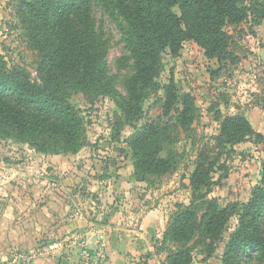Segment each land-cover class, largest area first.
<instances>
[{"label": "trees", "instance_id": "16d2710c", "mask_svg": "<svg viewBox=\"0 0 264 264\" xmlns=\"http://www.w3.org/2000/svg\"><path fill=\"white\" fill-rule=\"evenodd\" d=\"M95 8L115 23L133 61L126 97L112 87ZM17 14L34 52L36 77L26 67L0 61V140L15 138L54 154L77 153L84 123L73 98L83 95L94 102L110 96L133 129L128 139L133 176L143 182L178 171L183 154L177 147L182 138L194 137L193 125L202 116L195 97L182 94L174 76L161 83L163 56L176 58L193 41L208 59L237 64L233 33L245 23L264 22V0H18ZM152 99L154 117L145 110ZM216 122L220 130L213 141L194 147L190 202L175 205L157 249V254L167 253L165 264H193L199 246L211 258L234 218L238 225L225 243L222 264H264V159L261 183L248 202L222 207L209 198L228 177L236 147L251 142L264 152V135L244 113L217 111Z\"/></svg>", "mask_w": 264, "mask_h": 264}, {"label": "rangeland", "instance_id": "374dc122", "mask_svg": "<svg viewBox=\"0 0 264 264\" xmlns=\"http://www.w3.org/2000/svg\"><path fill=\"white\" fill-rule=\"evenodd\" d=\"M17 1L0 0V61L9 67H26L36 77L35 56L24 39ZM93 17L105 40L112 87L118 95L126 97L127 80L134 73L133 61L115 23L100 9L93 10ZM228 30L232 33L234 28ZM233 37L239 47L237 64L208 59L193 41L184 44L178 57L163 56L165 70L161 83L174 76L180 92L191 93L202 111L200 120L193 125L194 137L184 136L177 147L183 154L182 164L171 176L150 177L143 182L135 179L128 145L133 129L126 125L123 113L110 96H101L94 102L83 95L73 98L84 123L83 147L77 153L54 154L15 138L0 140V181L4 188L0 193V219H11V226L17 230L10 254L24 255L28 261L36 253L54 251L64 244L77 248L74 241L65 239L80 227L98 230L108 225L121 227L127 222L129 229L139 232L141 217L156 210L158 227L153 231L152 246L157 262L165 264L167 253L157 254V249L175 205L190 202V176L197 155L194 147L213 141L219 134L216 112L244 113L255 130L264 135V22L259 26L245 23ZM152 103L153 99L147 102L145 110L154 117L155 109L150 110ZM263 159L261 145L251 142L238 145L228 162V177L213 187L209 198L222 207L248 202L261 183ZM49 189L61 191L53 202L49 200L52 205L47 200ZM65 207L71 208L68 213ZM108 208H115L116 212L124 209L116 223H110ZM65 220L73 226L58 227ZM237 225L238 219L234 218L224 243L211 258H206L204 247L199 246L193 264H222L225 243Z\"/></svg>", "mask_w": 264, "mask_h": 264}, {"label": "crops", "instance_id": "0c3cea01", "mask_svg": "<svg viewBox=\"0 0 264 264\" xmlns=\"http://www.w3.org/2000/svg\"><path fill=\"white\" fill-rule=\"evenodd\" d=\"M1 180V177H0ZM3 183L0 181V193L4 189L2 188ZM61 191H56L55 189H49L47 194V200L49 205H52L50 201L56 196V193ZM62 194L66 195L65 191ZM36 195V194H35ZM67 196V195H66ZM65 197V196H64ZM50 200V201H49ZM53 202V201H51ZM65 203V202H64ZM71 208L65 207V213H68ZM123 208H119V212H116L115 208H108V215H111L110 223H116L120 218V212L123 214ZM156 210L150 211L143 215L141 220V231L135 232L129 229V224L123 222L121 227L108 225L100 227L98 230H91L86 228H81L75 230L66 241L72 240L77 244V248L68 247L62 245L54 251H46V253H36L35 257L28 259L27 264H73L78 257L80 250V245L82 242L86 243L89 248H95L97 242L102 240L106 245L107 260L106 264H162L157 262L156 253L152 246V241L155 236L153 231L157 229V215ZM131 216V213H129ZM127 219V218H126ZM50 222V221H49ZM13 222L10 220L2 221L0 219V264H24L21 263L18 257L10 254L12 248L15 247L14 235L16 234L15 227L11 226ZM56 225L55 221L52 222ZM65 220L63 225L58 227L67 226ZM69 227L73 225L69 224ZM66 229V228H65ZM16 230V231H15ZM133 233V234H132ZM135 234V235H134ZM127 238V248L125 255H120L119 248L123 240ZM73 248L75 250H73ZM24 256V255H23Z\"/></svg>", "mask_w": 264, "mask_h": 264}, {"label": "built area", "instance_id": "2783aa9c", "mask_svg": "<svg viewBox=\"0 0 264 264\" xmlns=\"http://www.w3.org/2000/svg\"><path fill=\"white\" fill-rule=\"evenodd\" d=\"M77 260L73 264H106L107 249L102 240L97 242L95 248H89V246L82 242L80 245ZM21 263L28 262L23 255L18 257Z\"/></svg>", "mask_w": 264, "mask_h": 264}, {"label": "water", "instance_id": "95a60500", "mask_svg": "<svg viewBox=\"0 0 264 264\" xmlns=\"http://www.w3.org/2000/svg\"><path fill=\"white\" fill-rule=\"evenodd\" d=\"M127 238H125L123 240V242L121 243V247L119 248V253L120 255H125V251H126V248H127Z\"/></svg>", "mask_w": 264, "mask_h": 264}]
</instances>
